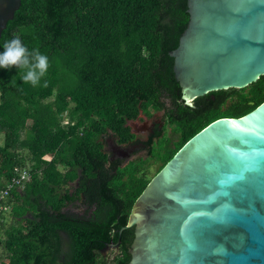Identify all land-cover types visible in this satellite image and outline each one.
<instances>
[{"label":"trees","instance_id":"16d2710c","mask_svg":"<svg viewBox=\"0 0 264 264\" xmlns=\"http://www.w3.org/2000/svg\"><path fill=\"white\" fill-rule=\"evenodd\" d=\"M186 2L21 0L0 52L18 36L48 57L49 68L37 87L23 83L15 67L0 69V192L21 172L28 177L0 199V264H127L131 230L120 237L121 257L97 259L106 243L117 241L151 178L138 173L139 161L107 169L103 135L125 139L127 120L171 102L185 116L176 119L169 145L154 154L159 171L211 122L242 117L264 102V76L243 89L199 97L197 109L179 102L168 53L187 26ZM77 177L84 184L77 193L96 206L95 219L61 211L77 198L68 193Z\"/></svg>","mask_w":264,"mask_h":264},{"label":"water","instance_id":"95a60500","mask_svg":"<svg viewBox=\"0 0 264 264\" xmlns=\"http://www.w3.org/2000/svg\"><path fill=\"white\" fill-rule=\"evenodd\" d=\"M20 4L0 0V39ZM186 6L187 26L168 53L184 105L264 76V0ZM126 229L127 264H264V102L184 143L135 199L119 234Z\"/></svg>","mask_w":264,"mask_h":264},{"label":"flooded vegetation","instance_id":"af4514ba","mask_svg":"<svg viewBox=\"0 0 264 264\" xmlns=\"http://www.w3.org/2000/svg\"><path fill=\"white\" fill-rule=\"evenodd\" d=\"M194 101H192L193 107L189 108L197 109ZM179 102H181L183 106H186L181 100V97H179ZM171 111H173V114H171ZM182 115H184L183 112L170 102L166 109L154 112H143L140 110L134 119L127 120L124 126L128 129L129 135H127L125 139L117 137L110 132H108V135H103L101 142L102 150L106 154L107 161L105 166L107 169H111L112 167L115 169H123L132 162L139 161L143 163L138 173L143 172L146 176L150 163H157V171L162 162L154 154L159 152L161 147L163 148L167 143L166 140L169 142L170 139L175 137L176 119H180ZM131 123L133 126H130ZM169 143H167V145H169ZM83 185L80 177H77L68 185L70 197L74 196L77 198L74 201L67 202L61 211L65 214L74 215L77 216V218L89 221L90 218H96V214L93 215L96 206L86 201L83 193H77V190L81 189ZM121 228L118 229L119 238L117 241L106 243V245L101 248L99 252L100 256L97 259L98 262L108 263L122 256V249H124L125 245L120 237L123 231L131 230L133 233V229L123 230L121 234H119ZM62 236L65 237V234L62 233ZM64 239L67 238L65 237ZM119 240L120 242L117 245ZM131 242L127 248L125 247L128 255Z\"/></svg>","mask_w":264,"mask_h":264},{"label":"clouds","instance_id":"9594fccd","mask_svg":"<svg viewBox=\"0 0 264 264\" xmlns=\"http://www.w3.org/2000/svg\"><path fill=\"white\" fill-rule=\"evenodd\" d=\"M12 67L21 70L23 83L37 87L48 72L49 59L37 48L29 50L16 36L5 41L0 52V69ZM43 86L47 87V81H44Z\"/></svg>","mask_w":264,"mask_h":264},{"label":"built area","instance_id":"2783aa9c","mask_svg":"<svg viewBox=\"0 0 264 264\" xmlns=\"http://www.w3.org/2000/svg\"><path fill=\"white\" fill-rule=\"evenodd\" d=\"M17 171H18V170H17ZM18 173H20V172H18ZM23 179H28L27 174H26L25 172H21V173H20V179H15V178H14V179H12V181H11L10 183L7 184L5 190H2V191L0 192V199L6 197L7 194H8V192H9L13 187H15L16 185H18V183L20 182V180H23ZM0 209L5 210V208H3V207H0Z\"/></svg>","mask_w":264,"mask_h":264},{"label":"rangeland","instance_id":"374dc122","mask_svg":"<svg viewBox=\"0 0 264 264\" xmlns=\"http://www.w3.org/2000/svg\"><path fill=\"white\" fill-rule=\"evenodd\" d=\"M156 166H157V163H150L148 170H147V175H146L147 178H152L154 176V174L156 173Z\"/></svg>","mask_w":264,"mask_h":264},{"label":"snow or ice","instance_id":"6c2138e0","mask_svg":"<svg viewBox=\"0 0 264 264\" xmlns=\"http://www.w3.org/2000/svg\"><path fill=\"white\" fill-rule=\"evenodd\" d=\"M243 178V176L241 175V176H238V177H234V179H242Z\"/></svg>","mask_w":264,"mask_h":264}]
</instances>
